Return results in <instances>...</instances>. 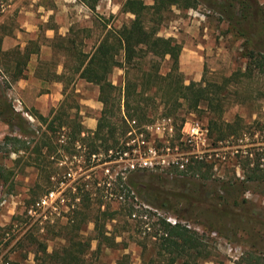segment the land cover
I'll return each instance as SVG.
<instances>
[{
    "label": "rangeland",
    "instance_id": "374dc122",
    "mask_svg": "<svg viewBox=\"0 0 264 264\" xmlns=\"http://www.w3.org/2000/svg\"><path fill=\"white\" fill-rule=\"evenodd\" d=\"M117 2L97 0L90 9L80 0H0V98L21 113L26 131L19 134L0 119V264H35L29 251L33 238L48 250L63 243L70 215L58 205L73 198L90 203L94 213L107 210L113 217L105 220L104 229L116 244L102 245L97 252L98 240L92 239L86 255L91 264H115L123 254L126 264L162 262L160 217L195 232L193 254L199 264H264V92L257 91H264V76L249 79L243 74L248 50L264 51V0H196L193 8L172 6L158 24V35L172 36L182 46L178 69L183 83H223L230 77L220 95L222 116L229 121L241 117L246 125L242 138L223 141V158L195 162L184 172L124 170L120 159L101 162L107 157L102 147L95 158L88 157L90 139L81 138L93 135L103 104L98 85L73 73L72 52H91L107 29L130 21L133 15L121 11L122 0ZM25 46L37 52L14 79V65L22 61ZM158 61L159 73L165 74L169 56ZM109 80L120 98V110L115 105L111 119L119 137L124 70L115 67ZM167 98L144 102V119L135 117L141 127L162 115L178 124L197 120L208 126L214 115L204 104L191 109L173 95ZM77 129L82 132L71 144L68 135ZM154 137L147 133L148 139ZM244 165L247 182H242ZM50 190L61 200L54 208L39 210L36 201ZM93 227L88 222L80 233L94 237ZM27 231L24 241L16 243Z\"/></svg>",
    "mask_w": 264,
    "mask_h": 264
},
{
    "label": "trees",
    "instance_id": "16d2710c",
    "mask_svg": "<svg viewBox=\"0 0 264 264\" xmlns=\"http://www.w3.org/2000/svg\"><path fill=\"white\" fill-rule=\"evenodd\" d=\"M80 1L90 9H94L97 3V0ZM174 5L179 8H193L197 3L196 0H151V3H146L145 0H124L121 11L133 15L130 21L118 28L107 29L91 52H72L74 57L73 73L98 85V97L103 104L93 135L81 138L82 140L90 139L91 148L88 157L98 152L99 147H102L106 154L111 149L120 148V136L124 135L128 129L127 120L135 119V117L139 120L144 119L146 114L144 102L154 96H160L162 100L164 97L169 98L173 95L174 101L181 99L191 109H197L198 106L204 104L214 113L208 121V128L210 136L216 141L229 137L238 140L245 135L246 125L241 117L229 121L222 116L225 107L221 102L220 95L226 91L230 77L226 78L223 83L201 79L200 81H190L188 84H184L180 78L178 67L181 44L172 36L158 35V24L162 20L163 14L170 11ZM1 40L0 37V62L3 57ZM68 49L69 51L73 50L72 48ZM35 52L37 50H29L27 46L24 47L21 52L22 61L17 60L14 65L12 72L14 79L23 75L21 65L26 64L30 54ZM167 55L170 61L169 69L165 74H161L159 73L158 60ZM247 58L248 63L243 72L245 77L253 79L257 75L264 76V51L249 49ZM115 67L124 70L122 86L124 115L119 120L121 122L119 137L116 136V121H111L114 115V106L116 105L120 110V98L115 93L116 85L109 80V75ZM61 78L62 73L56 75L57 80L60 81ZM260 90L262 89H257L258 93L264 92ZM262 94L260 96L264 97V93ZM36 116L46 120L39 113H36ZM0 119L12 130L19 134H25L24 118L21 113L14 111L2 98H0ZM61 126L62 123H60ZM81 132L82 129L70 132L69 142L74 144ZM14 140L20 139L15 137ZM98 140L99 143H97ZM64 148L68 149V147ZM18 150V148H14L15 152ZM68 153L72 154L71 151ZM110 159L112 157L104 160ZM242 170L244 175L242 182H247L248 166L244 165ZM74 199L58 205L66 206L68 215H70L63 243L48 250V245L43 241H39L37 238L30 241L29 245L32 248L29 251L34 254L35 264H91L86 255L91 247L92 239L98 240L97 252L100 251L102 245L110 247L116 244L111 237L106 235L104 229L105 220L113 218L106 215L107 210L100 211L98 209V213H94L90 203L82 205L84 200L80 204ZM125 201L128 202L126 199ZM127 204L130 209L129 214H131L133 205L129 202ZM88 222H93L94 225L95 235L91 238L83 237L80 233ZM159 224L161 233L157 238L159 240L158 253L163 261L156 264H199L195 261L196 257L193 254L198 244L195 232L179 221L171 223L163 217L159 218ZM27 233L28 231L16 243L21 244ZM126 258L127 255L123 254L115 261V264H126Z\"/></svg>",
    "mask_w": 264,
    "mask_h": 264
},
{
    "label": "built area",
    "instance_id": "2783aa9c",
    "mask_svg": "<svg viewBox=\"0 0 264 264\" xmlns=\"http://www.w3.org/2000/svg\"><path fill=\"white\" fill-rule=\"evenodd\" d=\"M19 110H22L21 106ZM127 122L128 129L125 138L120 140V148L109 150L101 162L120 159L125 162L124 170L128 171L171 168L184 172L195 162H213L224 157L225 139L214 140L208 126L197 120L178 124L173 117L162 115L143 127L135 119ZM147 133L155 137L148 139ZM95 157L96 154H92V158ZM108 157L112 159L104 160ZM59 199L56 191L50 190L36 201L35 206L39 210L54 208Z\"/></svg>",
    "mask_w": 264,
    "mask_h": 264
},
{
    "label": "crops",
    "instance_id": "0c3cea01",
    "mask_svg": "<svg viewBox=\"0 0 264 264\" xmlns=\"http://www.w3.org/2000/svg\"><path fill=\"white\" fill-rule=\"evenodd\" d=\"M108 1H110V0H108ZM121 1V0H120ZM124 2V0H122V3ZM111 3L113 4V5H116L117 3H118V5H119V2H117V0H111ZM62 27H59L58 29H61ZM52 33H51V35H48V36H50L51 38L53 37V35H54V31H53V29L52 30H50ZM58 32H60V31H58ZM1 42H2V40H1ZM4 47L2 46V44H1V49H3ZM43 50H44V45H42L41 46V48H40V52H41V55H42V53H43ZM31 54H33V53H31ZM54 85H56V83L54 84Z\"/></svg>",
    "mask_w": 264,
    "mask_h": 264
}]
</instances>
